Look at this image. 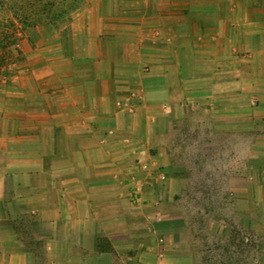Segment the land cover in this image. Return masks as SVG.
<instances>
[{"label":"crops","instance_id":"crops-1","mask_svg":"<svg viewBox=\"0 0 264 264\" xmlns=\"http://www.w3.org/2000/svg\"><path fill=\"white\" fill-rule=\"evenodd\" d=\"M117 8L113 28L89 19L68 94L50 57L0 96V264L251 263L213 231L253 227L264 0ZM195 198L228 222H195Z\"/></svg>","mask_w":264,"mask_h":264},{"label":"rangeland","instance_id":"rangeland-1","mask_svg":"<svg viewBox=\"0 0 264 264\" xmlns=\"http://www.w3.org/2000/svg\"><path fill=\"white\" fill-rule=\"evenodd\" d=\"M125 0H0V96L8 86L11 77L26 73L30 66L38 58L46 60L52 57L62 65L60 86L55 89L60 94L66 95L69 84L72 81L67 77L74 75V64L82 68L83 62L75 60L78 54L84 52L83 32L88 26L89 19L94 22L98 20V14L104 15L109 28H113L115 22L113 16L118 12V4ZM145 5V4H144ZM117 15H120L118 13ZM71 66H67V65ZM81 72V71H80ZM77 73V72H76ZM78 75V74H75ZM78 77H82L81 73ZM68 94V93H67ZM64 105H66L63 102ZM260 111L258 110L257 114ZM238 124H244L243 116L237 117ZM248 121V118H247ZM254 130L252 139L254 142V158L252 162L254 180V203H253V227L251 230L240 226V220L228 227L217 226L219 230L213 231L214 238H228L236 244L237 259L247 254L252 256L251 263L264 264V183L260 180L264 168V138L261 135L262 124L256 123L254 116ZM240 135H238L239 141ZM248 141V136H247ZM238 155L243 151H238ZM239 184V181L237 182ZM205 200V201H203ZM193 215L195 222L203 221L202 206L210 210V220H216V224H226L224 216L217 219L218 214L213 211V198L193 199ZM216 208L227 211L228 205L220 204L223 199H215ZM239 203V202H238ZM238 205V204H237ZM199 211V213H198ZM244 223V219L241 220ZM245 238L249 244H243ZM213 240V238H212ZM213 241H216L214 239ZM216 253L227 251L220 247ZM243 255V256H242ZM217 256L213 264H241L236 260H222ZM237 262V263H236ZM242 262V261H241Z\"/></svg>","mask_w":264,"mask_h":264}]
</instances>
